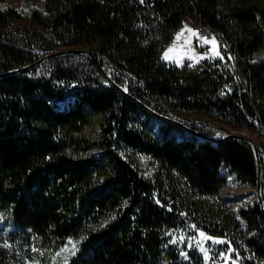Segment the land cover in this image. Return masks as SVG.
<instances>
[{
  "label": "trees",
  "instance_id": "16d2710c",
  "mask_svg": "<svg viewBox=\"0 0 264 264\" xmlns=\"http://www.w3.org/2000/svg\"><path fill=\"white\" fill-rule=\"evenodd\" d=\"M195 17L222 31L235 64L163 57ZM19 18L0 7V264H206L174 244L192 226L241 238L243 264H264V206L219 197L228 174L261 186V149L184 119L264 130V0H44L8 27ZM81 45L93 48L76 62ZM41 52L47 75L34 72Z\"/></svg>",
  "mask_w": 264,
  "mask_h": 264
},
{
  "label": "rangeland",
  "instance_id": "374dc122",
  "mask_svg": "<svg viewBox=\"0 0 264 264\" xmlns=\"http://www.w3.org/2000/svg\"><path fill=\"white\" fill-rule=\"evenodd\" d=\"M43 1L44 0H0V7H12L20 13V18L14 21H9L8 27L29 24L31 10L34 8L42 9ZM185 25L198 32L199 36L184 31L183 36L177 40V34L184 30ZM203 37H207L209 41L212 40V37L216 38L215 51L213 50V45L211 43L204 42L202 39ZM92 48L91 45H81L76 47L75 49H78L79 51H75V53L78 54H75L73 59L76 60V62H82V56L89 55L88 51ZM169 49L173 50L169 51ZM216 51L219 52V55L215 54ZM166 54L169 57L166 60L178 65L187 63L191 67L199 64L204 58H220L222 60H229L234 64L236 62V57L232 53L229 44L215 33L210 36L202 35L201 28L194 18H188L183 21L182 26L177 30L173 39L165 48L163 52L164 58ZM254 56L255 58L264 56V46L258 49ZM52 61L53 60L49 59L48 56H45V54L41 52L39 59L34 66L35 74L47 75ZM173 115L179 118L183 117L177 113H173ZM186 118L190 119L193 123L204 124L207 128H210V132L215 135H226L233 132L240 134L243 133L244 136L261 149V187L257 188L256 191L247 194L243 198L248 202L259 200L261 204H264V130L254 131L246 127L234 128L227 125L219 118L208 117L205 115L190 114L184 117V119ZM99 130V122L93 121L91 125L84 129V133H86L87 136H96L98 135ZM135 158L137 159L143 174L146 176H152L156 168L153 159L141 154H137ZM245 189H247V187L233 189L232 187L227 186V190H224V193H232V190L241 192ZM201 232H203L205 236H201ZM174 237V244L178 247L179 254L182 255V260L185 263H190L191 260L194 261L191 256L195 254L203 256L206 264H243V257H251L253 255L241 238L231 241L222 236H209L198 227L193 228L192 226V228L176 232ZM206 237H212L213 239H206ZM215 240H223L225 243H215ZM188 249L192 251V253H190L191 255L188 254ZM201 249H203V251ZM162 264H165V262H162Z\"/></svg>",
  "mask_w": 264,
  "mask_h": 264
},
{
  "label": "built area",
  "instance_id": "2783aa9c",
  "mask_svg": "<svg viewBox=\"0 0 264 264\" xmlns=\"http://www.w3.org/2000/svg\"><path fill=\"white\" fill-rule=\"evenodd\" d=\"M194 20L197 22V24L199 25V27L201 28V33L202 35L204 36H210L212 35L213 33L219 35L222 39H223V34H222V31L218 30V29H215L214 27H212L211 25L203 22L200 20L199 17H195ZM224 40V39H223ZM231 49V47H230ZM232 50V49H231ZM232 53L235 55V57L237 56L236 53L232 50ZM137 83L139 85L142 84L141 81H137ZM212 136L214 137V139H219L225 135H215V134H212ZM260 184H261V177H260ZM227 186L228 187H232L233 189H242L243 187H247V189L241 191V192H236L234 190H232V193H224V190H227ZM261 187V186H259ZM258 186L257 187H250L248 185H241V184H238L235 180V177L232 175V174H228V180L227 182L221 187L220 191H219V197L225 201L227 204H230V205H234V206H237V205H240L241 203H252V202H248L246 201L243 197L246 196L247 194H250L254 191L257 190V188H259ZM254 202H258L261 204V202L259 200H256ZM264 206V204H261Z\"/></svg>",
  "mask_w": 264,
  "mask_h": 264
},
{
  "label": "snow or ice",
  "instance_id": "6c2138e0",
  "mask_svg": "<svg viewBox=\"0 0 264 264\" xmlns=\"http://www.w3.org/2000/svg\"><path fill=\"white\" fill-rule=\"evenodd\" d=\"M141 2H143V0H141ZM184 31H187L189 33H191L192 35H196V36H199V33L196 32L195 30L191 29V28H188L187 25H185V28L184 30L181 31V33H178L177 34V40L180 39L181 36H183L184 34ZM204 40L205 43H211L213 45V50L215 51V45H216V38L215 37H212V40L209 41L207 37H203L202 38ZM173 49H169V51H172ZM216 55H219V52L216 51L215 52ZM169 57L167 56V54L165 55V59H168ZM194 227V226H193ZM201 236H205V234L203 232L200 233ZM206 239H213L212 237H206ZM215 243H225V241L223 240H215L214 241ZM5 247H8L9 245L5 244L4 245ZM203 251V249H201ZM59 254V253H58Z\"/></svg>",
  "mask_w": 264,
  "mask_h": 264
},
{
  "label": "water",
  "instance_id": "95a60500",
  "mask_svg": "<svg viewBox=\"0 0 264 264\" xmlns=\"http://www.w3.org/2000/svg\"><path fill=\"white\" fill-rule=\"evenodd\" d=\"M230 135H235V136H240V137H245L243 134H240V133H237V132H233V133H229ZM212 139H214V137L211 135L210 136ZM222 138V137H221ZM261 164L259 163L258 165V174H259V180H260V177H261ZM260 185H258L259 187Z\"/></svg>",
  "mask_w": 264,
  "mask_h": 264
},
{
  "label": "bare ground",
  "instance_id": "6f19581e",
  "mask_svg": "<svg viewBox=\"0 0 264 264\" xmlns=\"http://www.w3.org/2000/svg\"><path fill=\"white\" fill-rule=\"evenodd\" d=\"M243 134V133H242Z\"/></svg>",
  "mask_w": 264,
  "mask_h": 264
}]
</instances>
